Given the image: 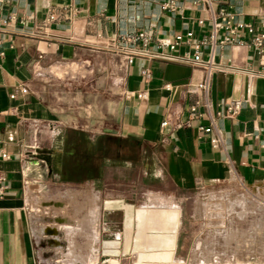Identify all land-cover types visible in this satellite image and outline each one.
I'll list each match as a JSON object with an SVG mask.
<instances>
[{
    "label": "crops",
    "instance_id": "1",
    "mask_svg": "<svg viewBox=\"0 0 264 264\" xmlns=\"http://www.w3.org/2000/svg\"><path fill=\"white\" fill-rule=\"evenodd\" d=\"M199 1L177 0L170 10L164 8L168 0H0V175L5 178L0 196V264L135 262L132 249L140 207L130 211L107 179L115 164L116 142L134 144L143 156L146 152L152 171L177 189L232 179L247 185L264 182V78L242 73L257 67L247 46L252 34L243 31V43L213 48V63L219 68L211 74L206 93L199 87L206 77L201 67L135 59L122 68L121 59L103 49L118 35L148 31L154 38L179 37L173 54H193L196 43L211 33L210 13ZM65 6L76 10L73 18L45 22L49 13L60 15ZM212 10H225L237 23L258 31L264 0H213ZM10 17L14 20L1 25ZM224 35L220 30L215 41ZM210 52L209 42L198 49L203 60ZM70 63L88 68L91 91V102L75 118L67 115L65 104L57 113L50 97L55 85L52 69ZM144 69L149 71L147 77ZM59 100L66 102L67 97ZM206 101L208 110L203 106ZM232 101L241 103L239 113L232 119H215ZM194 105L196 112L190 116ZM164 120L167 126L162 128ZM72 123L80 127H71L76 158L69 164L62 149L67 137L60 133ZM216 133L222 142L213 146L210 140ZM61 173H70L71 178H58ZM81 192L91 193L93 199L78 198ZM72 194L77 212L86 208L97 213V221L91 217L96 225L90 228L88 220L91 230L85 232L90 238L96 235L93 263H68L58 253L64 248L63 233L54 217L70 218L75 229L83 225L82 213L65 218L56 213L46 219L31 218L28 211L29 201L39 208H66L65 199ZM178 232L179 223L172 232L159 231L175 235L174 259ZM74 242L78 243L69 238L71 247Z\"/></svg>",
    "mask_w": 264,
    "mask_h": 264
},
{
    "label": "rangeland",
    "instance_id": "2",
    "mask_svg": "<svg viewBox=\"0 0 264 264\" xmlns=\"http://www.w3.org/2000/svg\"><path fill=\"white\" fill-rule=\"evenodd\" d=\"M56 67L59 69L53 68L54 73L51 74L52 83L55 84L50 93L53 109L59 113L61 105L65 104L67 115L75 118L86 109L87 102H91L88 68L75 63ZM82 95L83 98H79ZM63 96L67 97L66 102L59 100ZM97 111L98 109H94L95 113ZM71 127L80 125L72 123L65 129L62 126L64 131L60 133L67 137L62 149L67 153L69 164L75 162L76 158V143L69 138ZM99 145L100 149L105 148L102 141ZM136 148L138 147L134 144L116 142L112 157L115 164L110 167L107 179L115 184V194L130 205V211L152 206L179 211V235L174 262L193 264L200 260L202 264H264V182L247 185L232 179L208 187L177 189L165 177L157 176L152 171L146 152L143 156ZM129 160L131 163L127 165L125 162ZM60 177L71 178L70 173L67 176L61 173L58 178ZM161 191L174 194L175 197H161L158 193ZM51 192L54 195L55 189ZM82 195L88 201L93 199L91 193L84 192L78 193V198ZM65 200L66 208H39L29 201L27 207L30 217L52 219L56 213L64 218L82 213L83 225L74 227L75 229L70 218L54 217V225L61 227L60 231L63 233L61 239L64 248L58 253L68 263H93L96 260L92 255L97 245L96 235L94 234L93 239L85 232L87 228L91 230V225H96L94 221H97V213L93 214L86 208L77 212V198L74 195ZM116 218L119 216L116 215ZM88 220L90 228L86 225ZM71 237L78 242L76 245L74 242V247L68 244Z\"/></svg>",
    "mask_w": 264,
    "mask_h": 264
},
{
    "label": "built area",
    "instance_id": "3",
    "mask_svg": "<svg viewBox=\"0 0 264 264\" xmlns=\"http://www.w3.org/2000/svg\"><path fill=\"white\" fill-rule=\"evenodd\" d=\"M169 3L164 5L165 9L174 10L173 4L177 0H168ZM201 5L206 7L211 16V33L208 38H203L194 46V53H185L183 55H175L172 52L175 47L181 43V39L176 37L173 41L166 38H154L153 35L148 31H138L135 33H124L118 35L111 43L105 44L103 49L113 53L119 57L122 61L121 67L127 68L133 63L135 59H146V60H165L181 65H187L191 67H201L205 70L206 77L205 80L199 85L204 93L207 92L208 80L213 72H215L219 65L213 63V48L216 46L218 48L228 47L235 44L243 43V38L240 35L241 32H246L247 34H252L247 46L251 48L252 52L256 57V69H249L242 71V73H247L251 77H261L264 78V19L259 23V30L255 31L251 26L245 24H239L234 20L233 15L225 10H219L214 12L212 10L213 0H200ZM76 15V10L65 6L62 8L60 15L55 13H49L45 22L52 23L59 18L68 19L73 18ZM14 20L13 17L2 20L1 25H7L8 22ZM220 30H224L225 35L223 38L216 42L215 37ZM207 42L211 45V52L207 60L201 59L198 49L201 45ZM40 58V56H39ZM142 74L147 77L149 71L144 69ZM22 93L26 92V89H21ZM13 97V96H11ZM143 97V94L139 95ZM204 108L209 109V104L206 101L204 103ZM241 109V103L237 101H232L226 105L223 111L216 113L215 119H232L235 117ZM190 116L194 115L196 112V105L189 109ZM214 121L210 118V128H214ZM167 126V121L164 120L161 123V127ZM178 125L173 128L176 129ZM203 130L202 128H200ZM209 132V130H206ZM213 146L221 144L222 139L218 133L211 137L210 140ZM5 178L0 175V196L4 190L3 183Z\"/></svg>",
    "mask_w": 264,
    "mask_h": 264
},
{
    "label": "bare ground",
    "instance_id": "4",
    "mask_svg": "<svg viewBox=\"0 0 264 264\" xmlns=\"http://www.w3.org/2000/svg\"><path fill=\"white\" fill-rule=\"evenodd\" d=\"M176 209L165 208L162 206L152 207H140L138 210V235L136 237V243H143L148 248L156 249L161 247H172V240L166 235L155 234H143L144 232L153 231H171L178 225V217L175 218ZM141 213V214H140ZM179 214V213H178ZM141 215V216H140ZM178 216V215H177ZM70 228L71 226H66ZM76 257V256H75ZM167 257V256H166ZM164 255L155 254L150 258L163 259ZM171 264H182L171 262ZM193 264H202L200 260Z\"/></svg>",
    "mask_w": 264,
    "mask_h": 264
},
{
    "label": "water",
    "instance_id": "5",
    "mask_svg": "<svg viewBox=\"0 0 264 264\" xmlns=\"http://www.w3.org/2000/svg\"><path fill=\"white\" fill-rule=\"evenodd\" d=\"M174 214L176 218L178 213L175 212ZM174 230H171V232ZM155 233L159 234V231L148 232V234H155ZM160 235L168 236L170 240H172V247L169 248L161 247L156 249L148 248L143 243L137 244L136 237H134V245H133L132 253L136 254V259L133 264H171V262L173 261V254H174L173 249L175 244V235L174 234H160ZM155 254L164 255L165 257L166 256L167 257L163 259L150 258V256Z\"/></svg>",
    "mask_w": 264,
    "mask_h": 264
}]
</instances>
